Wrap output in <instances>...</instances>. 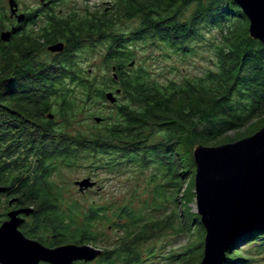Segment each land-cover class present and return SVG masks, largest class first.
<instances>
[{
	"label": "trees",
	"instance_id": "16d2710c",
	"mask_svg": "<svg viewBox=\"0 0 264 264\" xmlns=\"http://www.w3.org/2000/svg\"><path fill=\"white\" fill-rule=\"evenodd\" d=\"M77 12L26 34L0 58V186L10 188L0 194L6 209L0 219L12 196L34 208L23 234L46 247L97 246L110 240L108 231L117 232V243L97 260L74 264H144V245L163 230L191 233L197 242L166 259L200 264L207 229L190 206L194 152L229 144L230 134L264 117V44L251 37L233 0H115L106 12ZM59 42L65 51L44 59L47 47ZM203 49L213 57L202 76L164 81L156 74L155 51L186 63ZM97 53L109 75L84 67L83 56ZM107 92L117 95L116 104ZM104 103L109 114L98 124L92 109ZM80 170L130 176L146 198L138 189V204L103 196L81 202L66 180ZM161 211L163 218H155ZM244 240L264 254V231H257L238 241L224 264H250L245 252H234Z\"/></svg>",
	"mask_w": 264,
	"mask_h": 264
},
{
	"label": "water",
	"instance_id": "95a60500",
	"mask_svg": "<svg viewBox=\"0 0 264 264\" xmlns=\"http://www.w3.org/2000/svg\"><path fill=\"white\" fill-rule=\"evenodd\" d=\"M233 1L250 22L251 37L264 44V0ZM8 36L4 34L3 39ZM65 47L63 42H59L49 46L48 51L61 54ZM105 98L112 105L118 101L113 92H107ZM102 121L101 117L95 118L98 124ZM194 158L198 214L207 229L204 258L200 264H224L228 252L238 241L264 231V127L234 143L199 147ZM75 185L85 193L97 187L98 183L86 178ZM9 191L10 188L0 186V194ZM15 203L17 199H12L9 205ZM33 213L32 207L8 213V220L0 226V264L91 263L103 255V250L93 245L70 244L49 248L27 238L21 226Z\"/></svg>",
	"mask_w": 264,
	"mask_h": 264
},
{
	"label": "rangeland",
	"instance_id": "374dc122",
	"mask_svg": "<svg viewBox=\"0 0 264 264\" xmlns=\"http://www.w3.org/2000/svg\"><path fill=\"white\" fill-rule=\"evenodd\" d=\"M76 4V9L78 10L77 14L80 16H84L88 13H95L96 11L100 12H106L107 8H111L113 4H115V0H74ZM39 30L36 31V34H39ZM211 38V37H209ZM202 53L195 57H191L187 60L186 63L182 61L181 59L177 57H173L172 59H166L162 58L160 52L157 50L155 51V56L158 55L156 58V66L155 72L157 75L162 76L163 80L165 81L166 78L174 79V80H180L183 76H202L203 73L208 69L212 68L211 58L213 57V53L210 52L208 49L201 50ZM210 52V53H209ZM46 55L44 56V59L47 60L51 58H55L57 55H54L50 53L46 49ZM103 53H97L94 56H83L86 60H84L86 63L84 64V67L87 69H90L91 72H94V75L98 76H106L109 75L103 68H101V60ZM150 52H148V55ZM153 54V55H154ZM146 55V54H145ZM92 65V67L90 66ZM171 67H175V71H171ZM160 69V70H159ZM169 70V71H168ZM111 76V74H110ZM109 104L104 103L103 106H95L93 107V112H97L98 116H106L109 114ZM83 120H85V117H82ZM91 123L93 124V119L91 120ZM262 125H264V117L263 118H257L255 119L249 126L246 127L244 131L238 132V133H232L230 134L226 140L230 141L231 143L237 142L239 140H242L246 137V135L251 134L252 131L258 130ZM262 129V128H261ZM260 129V130H261ZM253 135V134H252ZM249 137V136H247ZM246 137V138H247ZM241 138V139H240ZM222 143V142H221ZM225 145V144H224ZM221 146V145H219ZM217 146V147H219ZM89 171H77L76 173L72 174H66V180L70 183L69 188L67 190L70 191V194L78 198L79 201L84 202H100L102 201V196L107 199H104V201L107 202H117L122 203L126 202L128 200H132L135 204L139 203V200H133V196L138 195V189H139V196H141V199H145L146 197L143 196L144 193L140 188L136 187L135 179L132 177L124 178V179H118V177H112L106 174H93L88 173ZM99 175V176H98ZM86 178H92L93 181H96L98 183L97 187L94 189H90L92 191L88 192L87 195L82 196L84 193H81L79 191V188L75 185V183L79 180H83ZM132 178V179H130ZM84 197V198H83ZM140 199V200H141ZM6 199L3 198V204L5 203ZM192 208V212L198 213V207H197V201L195 199V203L190 205ZM6 211L4 205L0 208V215L4 214ZM165 211L157 212L154 214L155 218H163L165 215ZM2 221V222H1ZM0 226L3 223V219H0ZM109 236V241L102 242L101 245H97L98 249H109L112 248L118 240L117 232L108 231L107 232ZM206 238V237H205ZM205 238H204V247L205 248ZM261 239V238H260ZM197 242V239L195 237L191 236V233H177L174 230L165 229L161 232V234L148 243L144 245V248L142 251L144 252V264H148L149 262H152L150 264H177V263H171L166 258L169 257L170 252L174 253H182L186 250V248L189 247V245H193ZM253 242H247V240L241 241L239 245L234 249V252H245L241 253L244 256H249L248 258L252 260L250 264H264V254H258L257 249ZM152 249L153 253H147V250ZM204 253V251H202Z\"/></svg>",
	"mask_w": 264,
	"mask_h": 264
},
{
	"label": "flooded vegetation",
	"instance_id": "af4514ba",
	"mask_svg": "<svg viewBox=\"0 0 264 264\" xmlns=\"http://www.w3.org/2000/svg\"><path fill=\"white\" fill-rule=\"evenodd\" d=\"M73 1L74 0H0V58L10 51L13 52L26 34L32 36L33 31L51 28L53 26V19L66 18L77 10L75 8L76 3ZM4 34H9L6 40L3 39ZM57 54L58 53L54 55ZM12 199L17 198L12 196L8 197L9 202ZM21 208L23 207L17 203L13 206L9 205L6 218L3 219V222L8 220L7 215L9 212ZM26 220L28 221L29 218Z\"/></svg>",
	"mask_w": 264,
	"mask_h": 264
}]
</instances>
